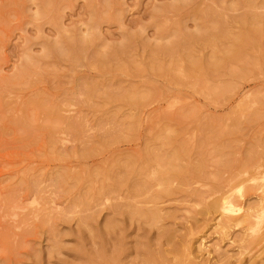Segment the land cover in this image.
Returning a JSON list of instances; mask_svg holds the SVG:
<instances>
[{
    "label": "rangeland",
    "instance_id": "374dc122",
    "mask_svg": "<svg viewBox=\"0 0 264 264\" xmlns=\"http://www.w3.org/2000/svg\"><path fill=\"white\" fill-rule=\"evenodd\" d=\"M0 264H264V0H0Z\"/></svg>",
    "mask_w": 264,
    "mask_h": 264
},
{
    "label": "bare ground",
    "instance_id": "6f19581e",
    "mask_svg": "<svg viewBox=\"0 0 264 264\" xmlns=\"http://www.w3.org/2000/svg\"><path fill=\"white\" fill-rule=\"evenodd\" d=\"M86 93H87V92H86ZM86 95H88V94H86ZM67 126H68V125H67ZM70 127H71V126H70ZM73 128H75V127H73ZM75 131H76V130H75ZM229 206H230L231 209L235 208L234 211H235V210H237V211H240V210H241L240 208L236 209V207L233 206V205H231V204H229ZM211 208H212V207H211ZM212 209H213V208H212ZM216 210H217V209H216ZM229 211H230V210H229ZM237 211H236V212H237ZM236 212H235V213H236Z\"/></svg>",
    "mask_w": 264,
    "mask_h": 264
}]
</instances>
